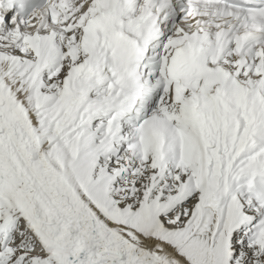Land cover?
I'll return each mask as SVG.
<instances>
[{
  "label": "snow or ice",
  "instance_id": "obj_1",
  "mask_svg": "<svg viewBox=\"0 0 264 264\" xmlns=\"http://www.w3.org/2000/svg\"><path fill=\"white\" fill-rule=\"evenodd\" d=\"M0 264H264V0H0Z\"/></svg>",
  "mask_w": 264,
  "mask_h": 264
}]
</instances>
